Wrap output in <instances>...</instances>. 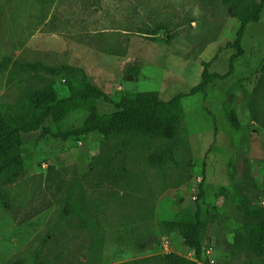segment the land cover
<instances>
[{
	"label": "rangeland",
	"instance_id": "rangeland-1",
	"mask_svg": "<svg viewBox=\"0 0 264 264\" xmlns=\"http://www.w3.org/2000/svg\"><path fill=\"white\" fill-rule=\"evenodd\" d=\"M249 8L242 0H0V128L22 124L49 96L81 93L83 75L113 101L180 94L183 109L171 140L25 136V170L0 186V264H194L184 234L198 208L207 261L198 264H264V244L250 243L264 228V5L245 27L232 73L189 95L204 65L228 71ZM225 105L240 122L236 140ZM97 111L115 108L99 101ZM87 116L77 110L45 126L65 134Z\"/></svg>",
	"mask_w": 264,
	"mask_h": 264
},
{
	"label": "trees",
	"instance_id": "trees-1",
	"mask_svg": "<svg viewBox=\"0 0 264 264\" xmlns=\"http://www.w3.org/2000/svg\"><path fill=\"white\" fill-rule=\"evenodd\" d=\"M249 6V10L240 16V25L233 40V48L236 53L230 59V66L226 73H209L206 65L201 75V81L190 89L189 95L203 94L208 84L215 80H224L233 70V60L241 55V40L245 27L249 23L258 21L264 0H242ZM50 71H54L50 69ZM83 91L72 94L66 98L57 99L49 96L38 104V112L30 116L22 124L12 127L0 128V186L13 184L25 170V161L22 159L25 136L40 132L42 136L51 135L65 140L71 136H79L88 133L98 135L103 139L110 137L130 136L137 140L151 141L155 139L171 140L177 135L179 121L183 116L181 105L182 95L177 94L168 101H163L155 94L147 96H122L118 101L111 100L99 89L94 87L83 75ZM103 101L110 103L115 111L110 114H100L97 111V103ZM84 110L88 113L83 126L72 132L62 134L53 133L45 126L51 120L59 122L68 114ZM224 113L228 122L233 140H236L241 132L239 119L230 105L224 106ZM229 182L234 187L235 170L233 161L227 165ZM201 184L199 185L198 198L201 197ZM238 204L245 209L256 211L253 207L244 205L241 199ZM257 212V211H256ZM206 224L200 218L199 208L195 213V222L188 226L184 237L188 246L192 249L198 264L204 260L203 238ZM258 236L250 239V243L261 248L264 244V228H257Z\"/></svg>",
	"mask_w": 264,
	"mask_h": 264
}]
</instances>
